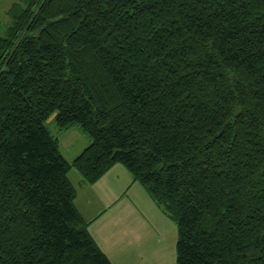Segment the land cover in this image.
<instances>
[{"label":"trees","instance_id":"trees-1","mask_svg":"<svg viewBox=\"0 0 264 264\" xmlns=\"http://www.w3.org/2000/svg\"><path fill=\"white\" fill-rule=\"evenodd\" d=\"M0 32V264H112L76 169L122 164L177 264H264V0H17ZM58 132L90 143L71 162Z\"/></svg>","mask_w":264,"mask_h":264},{"label":"crops","instance_id":"crops-1","mask_svg":"<svg viewBox=\"0 0 264 264\" xmlns=\"http://www.w3.org/2000/svg\"><path fill=\"white\" fill-rule=\"evenodd\" d=\"M71 130V129H69ZM58 134L60 148L61 145L67 148V151L73 150L70 155L62 154L68 161H72L82 150L78 147L69 149V146L74 147L72 144L78 137L82 135L75 131L73 135L68 136L66 132ZM71 169L69 178L77 189V197L75 205L81 215L90 222L89 232L95 239L101 250L109 257L112 264H127L131 259L132 254L128 250L132 241L135 247L142 246L134 239H128L127 228L129 225V213L140 210L136 206L137 197L145 201V207L151 211L155 209L150 203L147 191L144 187H140L138 182H133L132 175L122 164H115L111 167L97 182L93 184L84 183L82 176L77 175L76 184L73 182L70 174L73 173ZM142 186V185H141ZM145 191H143V189ZM151 199V198H150ZM152 200V199H151ZM152 202H154L152 200ZM160 207H157L158 211ZM161 210V209H160ZM162 214L163 211L161 210ZM152 213V212H151ZM145 214L143 213L139 220L144 222ZM133 220L134 218H130ZM127 223L123 225L126 221ZM107 243V245H105ZM136 256H140V261L132 259L133 264H157L158 260L145 255L143 249L136 248Z\"/></svg>","mask_w":264,"mask_h":264},{"label":"rangeland","instance_id":"rangeland-1","mask_svg":"<svg viewBox=\"0 0 264 264\" xmlns=\"http://www.w3.org/2000/svg\"><path fill=\"white\" fill-rule=\"evenodd\" d=\"M17 0H0V25L1 24H9V19L6 15L7 10L12 5L13 2ZM0 32H1V26H0ZM48 126L52 132V134L57 135L59 134L58 129L56 127V124L51 117L48 121ZM75 131H78L81 136L78 137L72 144L75 146H69V149H73L75 147H78L77 149L82 150L88 144L90 143V139L83 132L80 127L74 126L69 130L67 135L71 136ZM61 150L63 152L68 153L67 155H70L73 150L67 151V148L61 145ZM80 154V153H79ZM73 173L70 174V177L72 178L73 182L75 183L77 180V175L80 173L73 168ZM76 184V183H75ZM140 187L141 184H137ZM143 191L144 188H142ZM149 195V194H147ZM151 198L149 195L148 198ZM149 201L152 203V206L157 210V207H159L155 202H152V198ZM136 206L140 210H136L134 214L133 212L129 213V225L127 228V237L128 239H134L138 241L142 246L137 245L135 247L134 241L131 242L128 250L130 249L131 254L133 257L129 259L130 261L127 262V264H133L132 259L134 258L135 261H140V256H136V248L138 250L143 249L145 251V255L150 256L152 258H156L158 260L157 264H177L176 263V242H177V224L170 219L164 212L162 214L161 208L158 211H155V209L148 210L145 207V201L142 198L137 197L136 200ZM152 212V213H151ZM145 214L144 222L139 220L140 216L142 214ZM134 218L131 220L130 218ZM128 220H126L124 224L127 223ZM107 245V243L105 244Z\"/></svg>","mask_w":264,"mask_h":264}]
</instances>
